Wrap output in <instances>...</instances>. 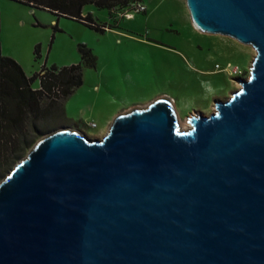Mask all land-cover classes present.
Instances as JSON below:
<instances>
[{
    "label": "water",
    "instance_id": "obj_1",
    "mask_svg": "<svg viewBox=\"0 0 264 264\" xmlns=\"http://www.w3.org/2000/svg\"><path fill=\"white\" fill-rule=\"evenodd\" d=\"M185 1L256 50L248 79L186 130L164 97L38 141L0 182V264H264V0Z\"/></svg>",
    "mask_w": 264,
    "mask_h": 264
},
{
    "label": "rangeland",
    "instance_id": "obj_2",
    "mask_svg": "<svg viewBox=\"0 0 264 264\" xmlns=\"http://www.w3.org/2000/svg\"><path fill=\"white\" fill-rule=\"evenodd\" d=\"M132 2H141L148 9L127 19V6L112 10L87 6L84 16L91 14L97 25L106 27L105 32L70 18L54 17L48 11L31 13L24 4L4 2L0 50L15 59L28 77L43 67L54 73L53 66L79 63L81 45L92 50L98 66L84 68V85L68 98L69 111L64 112L63 98L42 102L37 132L28 137L30 145L18 158L11 156L0 163V182L38 141L56 131L77 130L91 140H102L117 115L164 97L173 101L185 123L191 116L215 112L216 102L229 100L241 88L239 79H248L256 50L230 37L196 30L185 0ZM38 45L39 58L35 54ZM229 64L238 69L237 74L224 71ZM39 85L36 80L32 87ZM93 101L103 106L97 125L88 121L85 111L79 113Z\"/></svg>",
    "mask_w": 264,
    "mask_h": 264
},
{
    "label": "trees",
    "instance_id": "obj_3",
    "mask_svg": "<svg viewBox=\"0 0 264 264\" xmlns=\"http://www.w3.org/2000/svg\"><path fill=\"white\" fill-rule=\"evenodd\" d=\"M32 8L51 12L56 17H66L80 21L89 28L105 32L106 27L95 23L94 17L89 14L83 16V9L87 5H95L101 9L129 7L132 0H14ZM58 30L57 25L54 27ZM81 62L58 68L53 66L54 73L46 70L28 77L22 66L13 58L4 56L0 50V163L11 156L19 157V153L30 145L28 137L37 132V122L43 115V93L33 89L36 80L41 85L52 90L59 87L65 101L74 94L75 90L83 85L84 68H95L97 57L85 45L79 46ZM36 57L41 56L38 45L35 49ZM45 70V72H44ZM53 101V100H51ZM55 101V100H54Z\"/></svg>",
    "mask_w": 264,
    "mask_h": 264
},
{
    "label": "crops",
    "instance_id": "obj_4",
    "mask_svg": "<svg viewBox=\"0 0 264 264\" xmlns=\"http://www.w3.org/2000/svg\"><path fill=\"white\" fill-rule=\"evenodd\" d=\"M10 1H14V0H10ZM4 2H6V0H0V20H1V11H2V9H3V7H4ZM14 2H17V1H14ZM17 3H19V2H17ZM20 4H22V3H20ZM25 5V4H24ZM27 6V5H26ZM88 6V5H87ZM87 6L83 9V16L85 15V10H86V8H87ZM29 7V6H28ZM30 8V10H31V13H33L34 11H37V10H43V9H37V8H32V7H29ZM147 9H148V7H147ZM43 11H47V10H43ZM49 12V11H48ZM54 17H56L55 15H53ZM60 18H62V17H60ZM56 21L55 20H53L52 21V24H54ZM81 62V60L79 61V63ZM76 64H78L77 62H76ZM71 66V65H70ZM96 66H98V65H96ZM96 69H97V67H96ZM27 75V74H26ZM83 77H84V74H83ZM102 80L100 79V84L99 85H101L102 84V82H101ZM83 85H84V78H83ZM82 85V86H83ZM81 86V87H82ZM81 87H79L78 89H80ZM100 88V86H95V88L94 89H96V88ZM102 87V86H101ZM78 89H76L75 90V92L78 90ZM74 92V93H75ZM99 95H100V93H101V91L100 90H98V92H97ZM101 107H103V106H101V105H99L98 104V102H95V101H93L92 103H87V104H85V107H83V108H81L79 111V113H81V112H86L87 113V115H86V118L87 119H90V120H88L89 122L91 121V122H93V123H95L96 125H97V122L95 121L96 120V118L98 117V115L101 113ZM69 99L65 102V106H64V112H67V111H69ZM83 115H84V113H83Z\"/></svg>",
    "mask_w": 264,
    "mask_h": 264
},
{
    "label": "built area",
    "instance_id": "obj_5",
    "mask_svg": "<svg viewBox=\"0 0 264 264\" xmlns=\"http://www.w3.org/2000/svg\"><path fill=\"white\" fill-rule=\"evenodd\" d=\"M147 10V7L141 2H134L130 4L128 7V13L126 14V18L128 19L130 16H134V14L143 13ZM224 71L228 72L230 75H234L238 73V69L230 64L224 69ZM40 85L37 89L43 93V97L47 100H57V98L61 95V90L59 87H54L52 90H47L41 85V81L39 80ZM95 126V124H92Z\"/></svg>",
    "mask_w": 264,
    "mask_h": 264
},
{
    "label": "bare ground",
    "instance_id": "obj_6",
    "mask_svg": "<svg viewBox=\"0 0 264 264\" xmlns=\"http://www.w3.org/2000/svg\"><path fill=\"white\" fill-rule=\"evenodd\" d=\"M240 89V88H239ZM144 108H146V107H144ZM135 109V108H134ZM131 110H133V109H131ZM131 110H129V111H131ZM128 111V112H129ZM180 126H181V128L182 129H189V127H190V125H189V123H188V121H186L185 123L184 122H181V119H180Z\"/></svg>",
    "mask_w": 264,
    "mask_h": 264
}]
</instances>
